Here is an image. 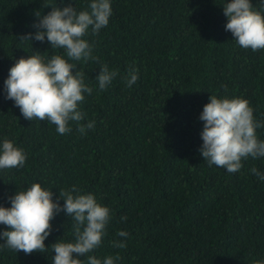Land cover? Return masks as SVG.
<instances>
[{"label": "trees", "instance_id": "obj_1", "mask_svg": "<svg viewBox=\"0 0 264 264\" xmlns=\"http://www.w3.org/2000/svg\"><path fill=\"white\" fill-rule=\"evenodd\" d=\"M227 0H110L107 27L84 37L99 60L69 61L93 88L79 105L86 135L70 123L27 120L4 81L21 57L64 55L44 42L19 39L57 7L88 10L90 0H0V144L13 141L26 154L23 167L0 170V206L33 183L49 189L61 206V189L75 185L107 206L111 218L100 246L88 255L120 256L116 264H254L264 261V157L242 160L236 173L209 166L200 154L203 106L212 95L241 97L264 122V49L240 47L225 30ZM264 15V0H251ZM67 59V57L65 56ZM101 64L118 72L106 90L96 76ZM138 69L128 88L124 77ZM75 71V69L73 70ZM226 86V88H225ZM264 140V127L256 129ZM121 216H127L121 221ZM47 250L15 252L0 238V264H53L51 244L74 241L75 221L63 210L51 220ZM8 230L0 224V232ZM127 231V237L117 233ZM113 241L126 243L123 249Z\"/></svg>", "mask_w": 264, "mask_h": 264}, {"label": "clouds", "instance_id": "obj_2", "mask_svg": "<svg viewBox=\"0 0 264 264\" xmlns=\"http://www.w3.org/2000/svg\"><path fill=\"white\" fill-rule=\"evenodd\" d=\"M48 5H51V11L46 15L41 16L39 10L34 13L39 17L33 24L37 29L35 33H26L19 39L44 42L47 38L51 49H63L64 55L54 54L46 59L37 51L27 58H19L4 81L5 98L11 99L27 120H47L55 125L60 135L70 132V123L74 122L77 131L86 135L95 122L81 123L85 114L79 105L85 99L84 94L91 95L93 88L85 83V73L69 61L98 62L99 58L93 56V44L84 37L89 32L98 34L107 27L112 14L110 0H90L88 10L80 11L71 4L61 8L56 3H47L43 7ZM223 12L227 17L225 30L232 33L240 47L253 52L264 49V15L253 9L251 0H227ZM137 72L138 69H129L124 77L126 87L131 88L136 83ZM117 75V70L101 64L96 76L99 90H106ZM199 119L203 121L200 134L203 143L199 151L209 166L216 165L228 173H236L243 167L242 160L264 157V140L258 139L256 134V129L264 127V122L254 119L253 108L247 99L212 95L203 106ZM25 161L24 151L13 141L4 139L0 144V170L23 167ZM249 171L264 180V173L255 166ZM52 197L53 193L38 182L25 191H17L10 197L11 207L0 206V224L8 229L0 232V238H4V246L15 252L44 253L47 250L44 240L52 230L50 222L63 210L75 221L72 226L75 239L57 240L51 244L55 253L53 264H84L79 257L100 246L111 218L110 209L98 203L94 194H81L75 185L59 191L63 206ZM120 219L126 221L127 216ZM117 235L127 237L129 233L121 230ZM112 243L115 248L126 247L121 241ZM119 259L118 254L107 256L103 261L88 255L87 264H116ZM254 264H264V261Z\"/></svg>", "mask_w": 264, "mask_h": 264}]
</instances>
